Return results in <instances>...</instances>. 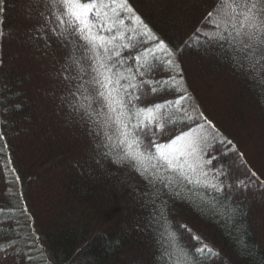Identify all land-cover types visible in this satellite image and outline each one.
Wrapping results in <instances>:
<instances>
[{"label":"trees","instance_id":"trees-1","mask_svg":"<svg viewBox=\"0 0 264 264\" xmlns=\"http://www.w3.org/2000/svg\"><path fill=\"white\" fill-rule=\"evenodd\" d=\"M217 2L103 0L115 39L93 48L58 4L0 0V264H264V61L211 39ZM157 104L162 127H137ZM182 133L198 158L169 167L156 145Z\"/></svg>","mask_w":264,"mask_h":264},{"label":"snow or ice","instance_id":"snow-or-ice-1","mask_svg":"<svg viewBox=\"0 0 264 264\" xmlns=\"http://www.w3.org/2000/svg\"><path fill=\"white\" fill-rule=\"evenodd\" d=\"M47 2H54L60 6L62 9L60 16L57 19L60 20V24H67L69 27L74 28L75 33L80 34V38L85 40L87 43L93 45V48L100 46L103 47L105 43H111V39L115 37L107 38L104 35L98 34L97 29L100 32H111L112 28L108 27L109 23H113L111 18L107 16V11H105L106 6L103 5V0H47ZM117 0H112V3H116ZM121 7L126 5V0H120ZM101 6L98 7L97 5ZM239 9V11H237ZM131 11V9H128ZM223 12L228 20L224 21L226 26H230L231 31L228 32L227 36L220 32V23L217 22L215 27L217 32L211 39L229 42L233 44H239L242 56L244 59L253 60L254 63L251 64L250 70H254L256 65L261 64L264 61V0H218L216 10L209 12L205 17L203 23L208 24L214 15H220ZM101 16L103 19H101ZM61 17H67L63 19ZM138 19V18H137ZM196 33H200V29H196ZM97 42H99L97 44ZM259 52V59H256L252 54ZM243 67V65L241 64ZM100 68H104L106 73H111L112 69L104 63H100ZM148 70L151 71V65H148ZM142 75L147 73L144 71L143 67L137 69ZM261 71L264 72V64H261ZM103 75V81H97L102 88L107 90V95L105 92H100L99 95L103 97L106 101H110L109 108L111 111H116L112 108V104H117L121 109H126L127 105L124 103L123 99L118 95H113V93H119V88L109 87L110 85H119L120 79L123 77H118L113 80L111 75H104L103 73H98ZM118 75V74H117ZM135 78V77H133ZM145 90L147 89L148 82H142ZM132 88H138L137 85H129ZM153 92L157 91L156 88L151 89ZM137 101L141 99L140 95L134 97ZM169 103V102H165ZM162 105H152L150 107L138 108L134 115L139 120V118L147 113L148 115L144 120H140L137 125L152 127L154 129H160L162 126L154 122L153 111L154 109H161ZM124 112L121 111L118 115H123ZM191 120V117H188ZM118 123H123L118 121ZM127 125L125 124L123 128H118L119 132V144L126 146V151L124 156L135 161L136 163L142 162L145 158L144 153L139 151L140 141L135 138H129L130 134L125 130ZM191 131V129H190ZM111 141V137H109ZM184 141L181 148L177 149L179 155L189 156L194 160L198 158V152L195 147L196 138H188V133H182L181 136L176 137L175 140L171 142L170 146H160L156 145L159 151V157L164 160L169 167L174 166V161H176L177 156L171 155L169 153V148L177 145L178 142ZM184 148H190L191 151L185 152ZM151 157H149L150 159ZM210 161H206L208 163ZM183 168V165H179ZM188 167L195 170L193 164H189ZM201 175H206L201 173ZM255 175V174H253ZM215 187V185H213ZM211 251V250H209Z\"/></svg>","mask_w":264,"mask_h":264},{"label":"rangeland","instance_id":"rangeland-1","mask_svg":"<svg viewBox=\"0 0 264 264\" xmlns=\"http://www.w3.org/2000/svg\"><path fill=\"white\" fill-rule=\"evenodd\" d=\"M226 17H227V16H225V15L223 14V12H221L220 15H215V18H214V20H213V23L216 24L217 22H219L220 24H222V23H224L223 21L225 20ZM71 28H72V27H71ZM72 29H73V31H75L74 28H72ZM210 32H211V31H210ZM79 35H80V34H79ZM192 137L197 138V135L188 134V138H192ZM183 143H184V141H180V142L177 143V145L170 147V148H169V153H170L171 155H174V156H177V157H178V156H181V155H179L177 149L181 148L182 145H183ZM170 145H171V144H170ZM170 145H169V146H170ZM195 147H196V149H199L200 144L198 145V142H196ZM183 150H185V148H184Z\"/></svg>","mask_w":264,"mask_h":264}]
</instances>
